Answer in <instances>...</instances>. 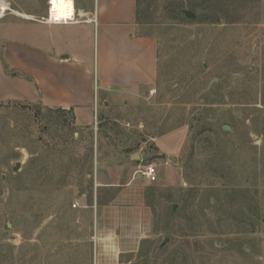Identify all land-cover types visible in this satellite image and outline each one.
Returning a JSON list of instances; mask_svg holds the SVG:
<instances>
[{"label":"rangeland","instance_id":"obj_1","mask_svg":"<svg viewBox=\"0 0 264 264\" xmlns=\"http://www.w3.org/2000/svg\"><path fill=\"white\" fill-rule=\"evenodd\" d=\"M9 1L26 17L1 19V42L30 41L38 15L75 11L73 0ZM137 9L157 40L156 81L100 117V153L68 111L0 101V264H88L94 224L72 204L82 193L90 203L100 172L135 152L147 155L142 170L154 168L142 180L151 219L121 264H264V0H137ZM4 63L7 77L30 82ZM179 126L185 147L167 159L152 140Z\"/></svg>","mask_w":264,"mask_h":264},{"label":"crops","instance_id":"obj_2","mask_svg":"<svg viewBox=\"0 0 264 264\" xmlns=\"http://www.w3.org/2000/svg\"><path fill=\"white\" fill-rule=\"evenodd\" d=\"M73 1L75 11L68 16L38 15L31 20L37 25L32 27L30 41H0L4 54L0 57V101L71 111L77 128L94 133L100 153L104 134L98 126L100 117L154 85L158 45L138 22L137 0ZM63 20L68 22L60 23ZM3 60L29 75L30 82L7 77ZM186 134L179 126L154 137L153 145L161 156L175 159L183 152ZM131 154H120L119 164L100 172L90 203L86 193L77 199L80 214L90 216L94 224L88 264H121L123 255L139 250L147 233L151 206L148 186L142 180H149L141 174L147 155L131 160ZM161 178L175 185L178 175L174 168L164 167Z\"/></svg>","mask_w":264,"mask_h":264},{"label":"built area","instance_id":"obj_3","mask_svg":"<svg viewBox=\"0 0 264 264\" xmlns=\"http://www.w3.org/2000/svg\"><path fill=\"white\" fill-rule=\"evenodd\" d=\"M16 15L18 16V11L14 10L12 7V4L9 0H0V20L3 19L7 15ZM74 20V16L73 19ZM69 20V21H72ZM68 21L63 20L60 23H66ZM141 174L146 178V179H151L154 175V168L152 165H148L145 167V170L141 172ZM78 205L77 202H74L72 204L73 207H76Z\"/></svg>","mask_w":264,"mask_h":264},{"label":"water","instance_id":"obj_4","mask_svg":"<svg viewBox=\"0 0 264 264\" xmlns=\"http://www.w3.org/2000/svg\"><path fill=\"white\" fill-rule=\"evenodd\" d=\"M182 12H183L184 16L188 19H193L195 17V15L189 10H183ZM140 158H141V156L138 152H135V153L130 155L131 160H140ZM19 167H20V163H17L13 167V170L16 171V170H18ZM165 242H167V238H166Z\"/></svg>","mask_w":264,"mask_h":264},{"label":"trees","instance_id":"obj_5","mask_svg":"<svg viewBox=\"0 0 264 264\" xmlns=\"http://www.w3.org/2000/svg\"><path fill=\"white\" fill-rule=\"evenodd\" d=\"M4 66L7 68V71L9 72V70H8V66L4 63ZM6 68H5V70H6ZM26 77V76H25ZM30 79V78H29ZM34 106H40V105H34ZM48 109H50V108H48ZM63 111V110H62ZM70 114H71V116H72V112L71 111H68Z\"/></svg>","mask_w":264,"mask_h":264},{"label":"bare ground","instance_id":"obj_6","mask_svg":"<svg viewBox=\"0 0 264 264\" xmlns=\"http://www.w3.org/2000/svg\"><path fill=\"white\" fill-rule=\"evenodd\" d=\"M18 15H21L22 17H26L25 15H23V14H20V13H18ZM28 18V17H27Z\"/></svg>","mask_w":264,"mask_h":264}]
</instances>
